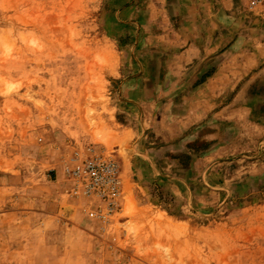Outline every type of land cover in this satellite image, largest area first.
Masks as SVG:
<instances>
[{"label":"rangeland","instance_id":"rangeland-1","mask_svg":"<svg viewBox=\"0 0 264 264\" xmlns=\"http://www.w3.org/2000/svg\"><path fill=\"white\" fill-rule=\"evenodd\" d=\"M260 50L249 0H0V264H264V97L228 82ZM89 148L116 164L112 211L70 193Z\"/></svg>","mask_w":264,"mask_h":264},{"label":"crops","instance_id":"crops-1","mask_svg":"<svg viewBox=\"0 0 264 264\" xmlns=\"http://www.w3.org/2000/svg\"><path fill=\"white\" fill-rule=\"evenodd\" d=\"M239 13H237V16L235 17V21L239 22V26L240 24H242L243 26L246 23V19H248L249 21V16L245 15V14H241L240 16H238ZM240 20L242 23H240ZM238 28L236 26V22H234L233 26H229L228 30L223 32L224 34L228 35V39H229V52H244L243 55L246 56V52H247V45L243 46L242 45H237L240 36L244 35L245 33H243V31H245V27ZM241 27V26H240ZM219 34V33H218ZM221 34H219L218 36H220ZM238 35V36H236ZM219 40V38H216V40ZM217 40V41H218ZM219 47V45L215 46V49ZM252 50V49H250ZM261 52H263V50H260ZM257 52V54H251L248 58L244 57L243 62L240 64H234L233 67H242L243 68V74L241 76H239V78H235V76H233V71H232V62L231 60H229V69H228V82L229 83H233L234 85L239 83V82H244V84L241 86V88L239 89V91L234 95L233 100L235 101L236 99H240L242 97H248V98H263L264 97V52ZM230 53V54H231ZM232 57H230L231 59ZM236 59V55L234 57V60ZM196 66V65H195ZM256 70V71H254ZM235 72V71H234ZM195 72L192 73V75ZM212 77H214V74L212 75ZM243 77V78H242ZM245 78V79H244ZM194 78H191L190 81H193ZM243 79V80H242ZM187 80V79H186ZM188 81V80H187ZM249 89L251 90H255L256 92H258V94L254 93L253 95H247ZM47 176H49L50 178V183L53 186V188L60 194V196L62 195L64 190H67L70 187V182L67 180L65 173H64V166L63 163L58 162V163H52V166L49 168V172L47 173ZM64 201L60 200L59 198V204H58V208H57V213L58 212H62L63 216L65 217V219H69L67 223H70V219H75V221L77 220L76 218L78 216H73L76 212L81 213L82 215H84L80 209V204L81 202H73V201H65L66 205H70L72 206L71 212L64 210ZM71 203H74L73 205ZM91 206V205H90ZM94 207H90V209L92 210ZM77 213V214H79ZM76 215V214H75ZM79 218V217H78ZM80 219V218H79ZM73 221V220H72ZM72 224V223H70ZM74 225V224H72Z\"/></svg>","mask_w":264,"mask_h":264},{"label":"built area","instance_id":"built-area-1","mask_svg":"<svg viewBox=\"0 0 264 264\" xmlns=\"http://www.w3.org/2000/svg\"><path fill=\"white\" fill-rule=\"evenodd\" d=\"M249 5L264 8V0H249ZM88 150L85 157L70 158L65 166L66 176L73 182L70 193L96 198L104 204L105 211H112L118 206L121 192L116 164L103 150Z\"/></svg>","mask_w":264,"mask_h":264}]
</instances>
